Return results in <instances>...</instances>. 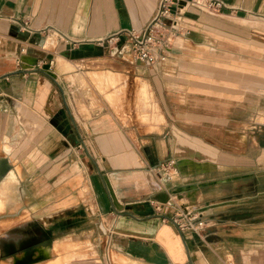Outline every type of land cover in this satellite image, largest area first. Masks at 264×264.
Returning <instances> with one entry per match:
<instances>
[{
    "label": "crops",
    "instance_id": "0c3cea01",
    "mask_svg": "<svg viewBox=\"0 0 264 264\" xmlns=\"http://www.w3.org/2000/svg\"><path fill=\"white\" fill-rule=\"evenodd\" d=\"M221 1L228 10L216 15L182 5L167 62L146 68L122 36L117 49L104 40L143 29L159 0H0V224L18 208L40 225L86 210L99 241H72L71 264H264L262 200L214 204L204 188L226 180L198 181L221 157L252 158L242 130L264 100V0ZM140 82L155 112L126 124L116 97L128 89L138 112ZM188 140L217 161L187 159ZM192 208L211 217L199 236L163 221ZM41 247L17 252L33 258ZM49 247L58 263L63 254Z\"/></svg>",
    "mask_w": 264,
    "mask_h": 264
},
{
    "label": "rangeland",
    "instance_id": "374dc122",
    "mask_svg": "<svg viewBox=\"0 0 264 264\" xmlns=\"http://www.w3.org/2000/svg\"><path fill=\"white\" fill-rule=\"evenodd\" d=\"M196 8H200L201 10L204 9V4L199 2L196 5ZM81 65V64H80ZM77 65L78 67L80 66ZM81 67V66H80ZM83 70V69H82ZM81 70V71H82ZM140 89L138 94V106L139 110L137 112L136 109L130 110V93L127 90H124L121 97H116L118 99V105H122L120 110H118L120 118L126 123V124H138L140 123L138 116H140V120H145L147 115L153 114L155 111L153 109H146V102H147V92H146V86L145 83H139ZM147 113V115H146ZM259 113V110H256V114L252 116V123L247 124L244 128V133L247 135V148L249 149L251 146V155L252 158H243V157H235V158H223L222 161L219 163L221 164L218 168V170H214L210 174H206L201 178H198V181L200 182H220L222 180H226L224 182H220L217 184V186L209 185L204 188V191L207 196V200L213 199L212 203L218 204V205H225L226 203L232 202L233 200L242 199L243 197H252L251 199L247 200V205L251 203V206H253V202L257 205L259 201L262 200V220H264V100H262V114ZM131 121V122H130ZM253 135L257 136L259 140L256 141L253 139ZM261 135V136H260ZM262 138V139H261ZM186 146L188 148V154L187 159H190L191 156H194L200 160H206L208 162H215L217 161V153L215 150L210 148L209 146H206L202 144L200 141H186ZM84 148V146H83ZM79 153L82 155L88 154L84 148L77 149ZM248 152V151H247ZM193 153V154H192ZM260 156H262V161L260 160ZM171 162H167L164 164V168L168 169L170 167ZM174 164V162H173ZM176 164V163H175ZM169 165V166H168ZM175 166V165H174ZM202 168H206L205 164L201 165ZM175 168H173L168 174H170V177H173ZM163 172V171H162ZM17 184V183H16ZM15 183L10 184L9 189L10 191L6 194V196H3L1 199L6 203L7 198L9 194L14 192ZM230 184V185H228ZM28 189V188H27ZM34 193V192H33ZM196 198V195H193ZM253 197L255 199H253ZM216 198L218 200H216ZM188 200H191V197L188 196ZM33 201V200H32ZM182 201L184 203L187 202V198L178 197L176 196L174 198V202ZM209 203V202H207ZM245 203V204H246ZM213 204V205H214ZM205 206V204H202ZM29 207V206H28ZM227 208V207H225ZM223 208L224 210H226ZM5 209V205L3 207V210L0 211L2 213ZM28 209V208H27ZM194 208L191 209V211ZM218 209V210H223ZM206 209H196L195 211H205ZM86 210L81 211L82 214L85 213ZM178 211H181L179 209ZM253 211V210H252ZM15 212V211H13ZM28 213H30L29 210H27ZM24 209H19L12 214L13 217L18 218L15 222H11L8 224H0V264L2 263V260L5 259V257L9 258L11 256H7V252L5 253V250L7 247L12 246L11 250H14L15 252H12V256L19 255L17 251L21 248H27L29 250V254H34V247L38 244H46V246L56 245L58 249L61 251L62 257L58 260L59 264H71L72 260L71 257L67 256L68 254L72 253L74 249H76L73 246V242L76 244H79L81 246H84L85 242L89 240L90 237H93L96 239V242H93L91 240L92 244H97L99 241V229L98 224L99 220H92L89 221V218L87 216L82 217L83 215L80 213V218L73 217L71 215H64L59 220L49 221V222H43L44 225H40V222H37L33 220L35 217L33 214H26L27 213ZM222 214L221 216L226 220V217H224ZM7 217V216H6ZM10 217V216H8ZM210 216H207L205 213L204 221L207 219H210ZM77 219V221H76ZM27 220L28 224L27 226L19 227L18 224L25 222ZM16 224V225H15ZM15 225V226H14ZM264 224H262V229ZM91 229L92 232H88ZM14 232H20L22 234L26 235V238L23 237L21 243L18 241V236H9L11 235L8 233H14ZM52 232V234H51ZM17 234V233H16ZM20 235V234H17ZM91 235V236H90ZM8 237V239H7ZM12 237V238H11ZM18 237V238H17ZM6 238V239H5ZM14 240L17 239V240ZM90 238V239H93ZM11 241V243H5L4 242ZM54 241V242H53ZM57 241V242H55ZM15 242V243H14ZM51 243V244H50ZM53 243V244H52ZM14 244H17L18 246H15ZM13 253H15L13 255ZM90 255V259L92 258V255H94L91 251L87 252L86 255ZM96 258V257H95ZM93 260V259H91Z\"/></svg>",
    "mask_w": 264,
    "mask_h": 264
},
{
    "label": "built area",
    "instance_id": "2783aa9c",
    "mask_svg": "<svg viewBox=\"0 0 264 264\" xmlns=\"http://www.w3.org/2000/svg\"><path fill=\"white\" fill-rule=\"evenodd\" d=\"M198 1L204 4L202 11L211 15L228 10L221 0H159L155 16L147 26L141 30H126L110 36L104 42L117 49L120 48L119 38L122 36L124 47L127 46L135 61L146 68H158L167 62L174 40L178 36L181 6ZM25 26L26 23H23V27ZM83 146L87 152L83 143L78 148L84 151ZM163 221L171 223L180 232H191L198 236L206 227L202 213L195 210L177 211L170 218H163Z\"/></svg>",
    "mask_w": 264,
    "mask_h": 264
},
{
    "label": "bare ground",
    "instance_id": "6f19581e",
    "mask_svg": "<svg viewBox=\"0 0 264 264\" xmlns=\"http://www.w3.org/2000/svg\"><path fill=\"white\" fill-rule=\"evenodd\" d=\"M199 2L203 3L202 1H198L195 3L191 2V3H188L187 6L196 7L197 3H199ZM180 10H183V8H180ZM0 210H2L1 204H0ZM7 239H8V237H7ZM9 239H10V236H9ZM19 239H20V237H19ZM13 240H14V238H13ZM15 240H17V239H15ZM34 256L35 257L32 258V257H26L25 254L16 255V256H13L12 258L3 260L2 263L3 264H53V262H55L56 258H57L54 248L47 247V246L39 248L36 251ZM56 263H57V261H56Z\"/></svg>",
    "mask_w": 264,
    "mask_h": 264
},
{
    "label": "flooded vegetation",
    "instance_id": "af4514ba",
    "mask_svg": "<svg viewBox=\"0 0 264 264\" xmlns=\"http://www.w3.org/2000/svg\"><path fill=\"white\" fill-rule=\"evenodd\" d=\"M9 186H10V185H9ZM9 186L6 188V191H5V193H4L3 196H6V194L10 191ZM3 196H1V198H2Z\"/></svg>",
    "mask_w": 264,
    "mask_h": 264
},
{
    "label": "water",
    "instance_id": "95a60500",
    "mask_svg": "<svg viewBox=\"0 0 264 264\" xmlns=\"http://www.w3.org/2000/svg\"><path fill=\"white\" fill-rule=\"evenodd\" d=\"M161 202H166V199H165V200H164V199H163V200H161Z\"/></svg>",
    "mask_w": 264,
    "mask_h": 264
}]
</instances>
